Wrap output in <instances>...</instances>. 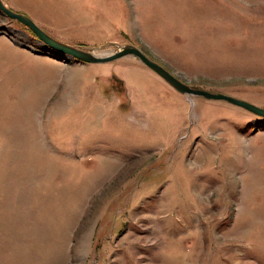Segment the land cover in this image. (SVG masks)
I'll return each instance as SVG.
<instances>
[{
  "label": "rangeland",
  "instance_id": "374dc122",
  "mask_svg": "<svg viewBox=\"0 0 264 264\" xmlns=\"http://www.w3.org/2000/svg\"><path fill=\"white\" fill-rule=\"evenodd\" d=\"M2 1L264 108V0ZM0 264H264V117L0 10Z\"/></svg>",
  "mask_w": 264,
  "mask_h": 264
},
{
  "label": "water",
  "instance_id": "95a60500",
  "mask_svg": "<svg viewBox=\"0 0 264 264\" xmlns=\"http://www.w3.org/2000/svg\"><path fill=\"white\" fill-rule=\"evenodd\" d=\"M0 10L7 16L17 19L18 21L26 25L48 47L58 50L59 52H62L64 54H68L78 60L94 63H104L124 56H134L138 58L144 65L161 76L173 88L183 94L201 96L206 99L223 100L236 106L243 107L244 109L256 115L264 117V108L257 106L251 102L225 93L211 92L205 89L191 87L190 85L186 84L175 75H173L162 65L150 59L142 50H140L136 46L125 45L115 52L107 55L96 54L83 48L66 44L52 37L41 27H39L28 15L12 10L11 8L7 7L2 0H0Z\"/></svg>",
  "mask_w": 264,
  "mask_h": 264
},
{
  "label": "bare ground",
  "instance_id": "6f19581e",
  "mask_svg": "<svg viewBox=\"0 0 264 264\" xmlns=\"http://www.w3.org/2000/svg\"><path fill=\"white\" fill-rule=\"evenodd\" d=\"M4 3V2H3ZM5 4V3H4ZM7 6V5H6ZM8 7V6H7ZM100 55H102V54H100Z\"/></svg>",
  "mask_w": 264,
  "mask_h": 264
}]
</instances>
